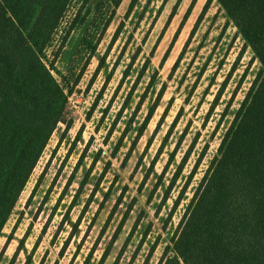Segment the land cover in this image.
Wrapping results in <instances>:
<instances>
[{"label":"rangeland","instance_id":"1","mask_svg":"<svg viewBox=\"0 0 264 264\" xmlns=\"http://www.w3.org/2000/svg\"><path fill=\"white\" fill-rule=\"evenodd\" d=\"M46 56L68 125L0 264H159L262 65L217 0H73Z\"/></svg>","mask_w":264,"mask_h":264},{"label":"trees","instance_id":"2","mask_svg":"<svg viewBox=\"0 0 264 264\" xmlns=\"http://www.w3.org/2000/svg\"><path fill=\"white\" fill-rule=\"evenodd\" d=\"M72 1L0 0V238L51 137L68 125L46 50ZM217 2L262 67L159 264H264V0Z\"/></svg>","mask_w":264,"mask_h":264}]
</instances>
